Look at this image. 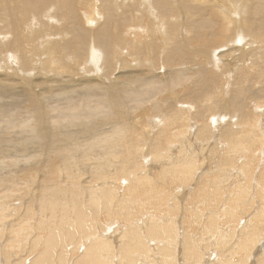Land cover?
<instances>
[{
	"label": "bare ground",
	"instance_id": "bare-ground-1",
	"mask_svg": "<svg viewBox=\"0 0 264 264\" xmlns=\"http://www.w3.org/2000/svg\"><path fill=\"white\" fill-rule=\"evenodd\" d=\"M177 1L0 0V264H264V0Z\"/></svg>",
	"mask_w": 264,
	"mask_h": 264
},
{
	"label": "rangeland",
	"instance_id": "rangeland-1",
	"mask_svg": "<svg viewBox=\"0 0 264 264\" xmlns=\"http://www.w3.org/2000/svg\"><path fill=\"white\" fill-rule=\"evenodd\" d=\"M174 6H178V1L176 0V3L174 4ZM177 25H175V28L177 29ZM190 36H189V34H188V38H189ZM188 41H190V39H188ZM229 42H227V44H228ZM245 43V42H244ZM245 44H247V43H245ZM91 46H92V44H91ZM231 46V44H228V47H230ZM248 48H250V46H247V47H245V49L247 50ZM36 73H34L33 74V76L35 75ZM221 146V144H219V147ZM221 149H223V147H221ZM216 154H217V156H216ZM220 155H221V152L219 151V150H217L214 154H213V161L212 162H210V163H208V165L207 166H205L204 168H201V169H199L195 174H198V178H201L200 176L202 175V174H208V173H214L215 171H217V169H218V158L220 157ZM215 158H217L216 160H215ZM240 159L241 160H244V156L241 154V156H240ZM240 160V161H241ZM153 160H151V157L149 156V158L147 159V162L149 163L150 162V165L151 166H153L156 170H159L160 168V165L162 164L161 162H154V164H152L151 162H152ZM239 162V161H238ZM160 163V165H158ZM241 163V162H240ZM155 166H157V167H155ZM159 168V169H158ZM161 168H162V166H161ZM236 178H235V181H234V185H235V188H238V186L243 182V181H245L246 180V177L245 176H241V174H240V171L238 170V171H236ZM256 179L254 178L253 179V181H252V183H251V186H253V184H254V181H255ZM197 183V182H196ZM198 184V183H197ZM193 185H195V182H193V184L189 187L191 190H193L194 188H192V186ZM190 189H188L187 191H186V189H185V191L184 192H187L188 194H189V190ZM191 190H190V192H191ZM251 215H245V217H243V221H241V223L239 222V226H241V228L244 226V224L246 223V221H247V219L250 217Z\"/></svg>",
	"mask_w": 264,
	"mask_h": 264
}]
</instances>
